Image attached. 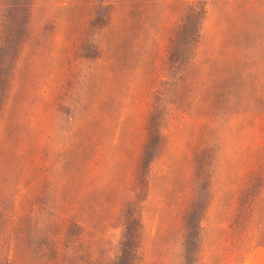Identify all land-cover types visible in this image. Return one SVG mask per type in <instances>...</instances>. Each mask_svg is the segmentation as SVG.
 <instances>
[{"label": "rangeland", "instance_id": "obj_1", "mask_svg": "<svg viewBox=\"0 0 264 264\" xmlns=\"http://www.w3.org/2000/svg\"><path fill=\"white\" fill-rule=\"evenodd\" d=\"M0 264H264V0H0Z\"/></svg>", "mask_w": 264, "mask_h": 264}]
</instances>
